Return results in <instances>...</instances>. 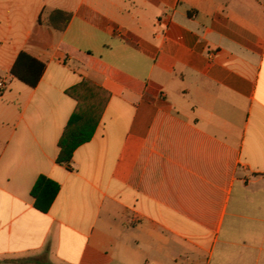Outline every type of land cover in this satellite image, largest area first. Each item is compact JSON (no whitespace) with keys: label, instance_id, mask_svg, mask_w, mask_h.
Wrapping results in <instances>:
<instances>
[{"label":"crops","instance_id":"obj_1","mask_svg":"<svg viewBox=\"0 0 264 264\" xmlns=\"http://www.w3.org/2000/svg\"><path fill=\"white\" fill-rule=\"evenodd\" d=\"M83 79L110 98L59 165ZM0 82V264H264V0H0Z\"/></svg>","mask_w":264,"mask_h":264},{"label":"trees","instance_id":"obj_2","mask_svg":"<svg viewBox=\"0 0 264 264\" xmlns=\"http://www.w3.org/2000/svg\"><path fill=\"white\" fill-rule=\"evenodd\" d=\"M71 17L70 13L54 10L49 14L47 22L52 28L63 31ZM44 71L45 64L21 52L11 68L10 76L33 88L39 83ZM65 93L76 101V108L58 142L59 153L56 163L59 165L69 164L74 151L91 140L110 98L107 91L86 79ZM59 189L57 183L45 176H39L30 192L34 208L41 213H47Z\"/></svg>","mask_w":264,"mask_h":264},{"label":"built area","instance_id":"obj_3","mask_svg":"<svg viewBox=\"0 0 264 264\" xmlns=\"http://www.w3.org/2000/svg\"><path fill=\"white\" fill-rule=\"evenodd\" d=\"M4 84L2 82H0V88H3Z\"/></svg>","mask_w":264,"mask_h":264}]
</instances>
